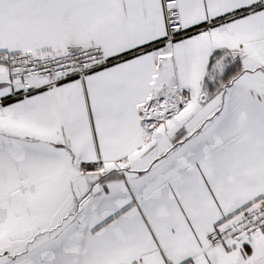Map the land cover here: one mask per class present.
I'll use <instances>...</instances> for the list:
<instances>
[{
    "label": "snow or ice",
    "instance_id": "6c2138e0",
    "mask_svg": "<svg viewBox=\"0 0 264 264\" xmlns=\"http://www.w3.org/2000/svg\"><path fill=\"white\" fill-rule=\"evenodd\" d=\"M0 264H264V0H0Z\"/></svg>",
    "mask_w": 264,
    "mask_h": 264
}]
</instances>
